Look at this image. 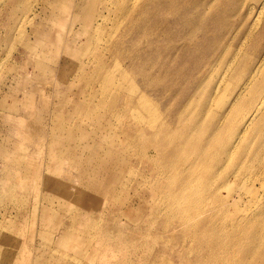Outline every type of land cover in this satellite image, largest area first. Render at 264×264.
Segmentation results:
<instances>
[{"label":"rangeland","instance_id":"374dc122","mask_svg":"<svg viewBox=\"0 0 264 264\" xmlns=\"http://www.w3.org/2000/svg\"><path fill=\"white\" fill-rule=\"evenodd\" d=\"M262 1L249 0L255 9L244 30ZM61 6H68L65 14ZM81 6L79 0H22L15 7L0 0V264H166L162 255L172 257L173 244L191 250L174 264H264V157L247 162L240 182L224 184L231 208L206 217V210L180 199L200 189L207 168L238 163L240 150L258 151L250 131L261 115L239 149L220 155L236 129L229 115L213 130L225 103L222 89L215 94L219 76L193 78L191 87L201 83V93L188 99L163 90L168 76L155 66L145 68L146 77L141 71L140 81L129 78L135 85L125 93L135 114L91 113L103 100L99 82L107 71L118 77L106 39L119 12L115 7L92 43L86 16L74 20ZM168 101L177 119L170 109L158 114L141 107ZM141 118L146 124L138 131L114 139L118 122L141 124ZM163 146L174 153L159 162ZM247 185L255 191L238 197Z\"/></svg>","mask_w":264,"mask_h":264},{"label":"bare ground","instance_id":"6f19581e","mask_svg":"<svg viewBox=\"0 0 264 264\" xmlns=\"http://www.w3.org/2000/svg\"><path fill=\"white\" fill-rule=\"evenodd\" d=\"M21 1L11 0V4L16 7ZM79 1H82V6L78 9L74 20L78 21L81 16H86L84 29L89 40L92 39V43L97 41V36L103 33L102 22L110 19L117 11L119 12V17L116 21L114 20L106 39L107 43L110 42L107 52L112 59H115V68L117 66L119 69L118 77L107 71L104 79L101 81V77L97 79L103 88L101 92L103 100L98 106H92L91 113L102 109L103 113L110 117V114L124 113L130 109L131 113L135 114L125 93L135 85L129 78L134 76L136 81H140L142 80L140 72L142 71L143 77H146L148 70L145 68L155 66L159 72L168 76L163 90H177L188 99H193L201 93V83L195 88L191 87L195 84L193 78H199L202 75L206 78L209 75L219 76L215 94L222 89L225 103L221 104L223 114L213 122V130L222 129L219 128L220 124L224 123L222 119L229 115L234 118L232 120L235 122L236 129L234 136L230 137V140L232 139L230 147L227 146V138L225 146L222 144L220 155L239 149L251 123L261 115L258 123H254L250 131L251 135H256L250 141L254 149L258 151L249 155V151L243 153L240 150L237 154L238 163L233 165L226 163L218 166L215 171L207 168L205 178L200 182L201 187L196 191L197 194L192 193L180 198L195 203L199 209L206 210L204 212L206 217L209 212L231 208L228 199L230 194L225 190L224 184L229 187L240 182L243 171L247 170L245 168L247 162L248 165H252L255 161L260 164L264 157V0L255 12L256 16L251 24L246 26V30L244 26L255 9L249 4V0ZM74 4L76 9L77 3ZM110 5L113 6L111 10L108 7ZM67 8L61 6L60 14H65ZM244 9L247 12L244 13ZM252 38L254 39L251 42ZM98 70L97 65L95 73ZM156 82L161 84L165 82V79L158 78ZM113 86L115 90H112ZM140 91L139 88L137 92ZM119 94H122L120 102ZM132 96L130 94L129 97L132 98ZM179 96L177 93L175 98ZM93 97H97L96 93ZM141 107L158 114L166 113L170 109V101L162 106L157 105L156 108L154 102L148 106L141 104ZM138 113H143L140 107H138ZM170 117L178 118L172 108ZM237 119H240L239 124ZM155 121H157L156 115ZM140 122L141 124L118 122L119 125L115 129L111 127L115 130L114 139L120 140L127 136V133H135L146 124L144 118H141ZM260 122H263L262 125H259ZM228 128L232 129V125L228 124ZM116 130H121L122 134H117ZM171 140H167L168 146L171 145ZM168 146L160 149L157 156L159 162L162 161V154L165 152H170V155L174 153V149ZM215 161V158H212L210 163ZM160 171L163 172V168ZM251 176L252 173H248L247 178ZM3 188L5 184L2 185ZM254 191V185L240 187L238 197L241 193L248 196ZM222 192H226L225 198L221 197ZM261 214L259 212L257 215ZM172 246L174 248L169 251L172 257L162 255V260L166 259V264L179 263L184 253H191L190 249L181 250L177 244ZM175 254L181 260L173 256Z\"/></svg>","mask_w":264,"mask_h":264}]
</instances>
